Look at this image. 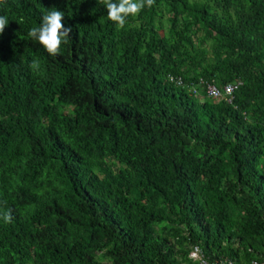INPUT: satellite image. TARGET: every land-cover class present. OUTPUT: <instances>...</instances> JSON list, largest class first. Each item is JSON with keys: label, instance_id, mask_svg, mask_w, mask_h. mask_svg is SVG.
I'll use <instances>...</instances> for the list:
<instances>
[{"label": "trees", "instance_id": "16d2710c", "mask_svg": "<svg viewBox=\"0 0 264 264\" xmlns=\"http://www.w3.org/2000/svg\"><path fill=\"white\" fill-rule=\"evenodd\" d=\"M53 9L72 28L56 56L28 35ZM0 15V264L264 252V0H155L123 28L104 0ZM230 82V102L206 96Z\"/></svg>", "mask_w": 264, "mask_h": 264}, {"label": "clouds", "instance_id": "9594fccd", "mask_svg": "<svg viewBox=\"0 0 264 264\" xmlns=\"http://www.w3.org/2000/svg\"><path fill=\"white\" fill-rule=\"evenodd\" d=\"M104 4L107 9V18L119 28H123L129 15H137L146 6H153L155 0H118V2L104 0ZM64 17L63 11L53 9L42 16L39 26L29 30L28 35L38 41L49 55H59L62 45L67 44L71 39L72 28L65 27ZM8 24L7 16L0 15V34L4 32ZM31 66L37 67L38 62L34 60ZM2 218L5 223H10L13 219L11 210L4 212Z\"/></svg>", "mask_w": 264, "mask_h": 264}, {"label": "built area", "instance_id": "2783aa9c", "mask_svg": "<svg viewBox=\"0 0 264 264\" xmlns=\"http://www.w3.org/2000/svg\"><path fill=\"white\" fill-rule=\"evenodd\" d=\"M170 81L176 85H181L182 79L180 76L170 77ZM238 82H230L225 84L222 87H218L215 84L212 83H205V93L206 96L212 99L219 100L221 98L226 99L227 101H231L232 94L234 90L238 87ZM190 257L194 260H197L198 264H226L227 261H217V260H211L209 257H207L201 248L198 246H194L192 251L190 252ZM230 264V262H229ZM250 264H264V252L261 253L257 258H254L251 260Z\"/></svg>", "mask_w": 264, "mask_h": 264}]
</instances>
